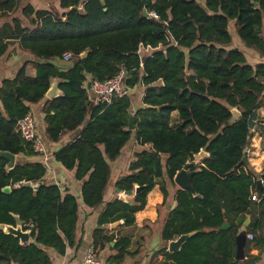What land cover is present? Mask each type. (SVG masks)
I'll use <instances>...</instances> for the list:
<instances>
[{"label":"trees","instance_id":"16d2710c","mask_svg":"<svg viewBox=\"0 0 264 264\" xmlns=\"http://www.w3.org/2000/svg\"><path fill=\"white\" fill-rule=\"evenodd\" d=\"M18 5L0 0V17L20 14L0 27V59L16 43L40 63L35 77L22 67L0 86V152L15 156L11 169L0 157V224L16 226L18 218L31 242L21 246L0 231V264H56L80 247L81 209L92 213L101 206L91 246L99 258L106 248L113 252L105 264H123L142 245L120 229L134 227V215L156 185L163 197L157 209L162 246L150 264H257L264 250V169L256 173L243 156L254 133L264 137L257 115L264 109V64L250 57L264 59V0H60L62 13ZM67 53L69 64L62 61ZM120 70L130 93L110 105L92 100L85 84L103 83ZM53 80L61 94L48 100ZM41 103L44 143L72 137L54 161L82 182L79 196L46 183L42 161L27 160L40 156L16 125ZM235 111L240 118L231 122ZM173 113L178 126L171 125ZM252 114L255 132L248 127ZM132 143L143 150L114 186L119 192L143 189L131 205L105 202L111 165ZM201 151L207 157L189 168L194 193L179 189L175 175ZM259 175L263 190L256 188ZM247 218L253 240L237 262L235 238ZM192 232L178 253L167 252L169 242Z\"/></svg>","mask_w":264,"mask_h":264},{"label":"crops","instance_id":"0c3cea01","mask_svg":"<svg viewBox=\"0 0 264 264\" xmlns=\"http://www.w3.org/2000/svg\"><path fill=\"white\" fill-rule=\"evenodd\" d=\"M59 3L60 0H19L18 7L20 9L22 7L30 6L35 10L62 13V10L59 9ZM8 15L11 16L9 17V19L6 17H0V27H2L5 23H8L9 20L19 16L20 14L15 12L14 14L8 13ZM31 19L32 18H30L29 20L24 19L23 20L24 26L28 27ZM250 57L252 62L264 64V59L255 60L252 59L253 56L250 55ZM39 63L40 62L37 59H35L31 54L19 49L16 43H12L8 45L7 51L0 59V86L3 81L13 80L16 74L18 73V71L22 67H24L25 74L27 76L35 77L37 66ZM53 83H57V93H58L57 97H59L61 94L58 89L59 82L57 80H53L52 84ZM86 85L88 86V83H86L85 86ZM88 91L92 100L97 102L93 93L89 89ZM45 98L48 99L46 95ZM42 103L31 107V111L29 113L35 120L37 131L40 137L43 135L45 129L44 115L42 114ZM0 113L4 114L1 100H0ZM257 115L260 118H262L264 122V109L259 110ZM170 120H171V125L173 126L179 125L176 113H173L171 115ZM256 129L257 127H254L253 132H255ZM71 138L72 137L70 135H67L63 139H61V141L58 143H46V144L44 143L46 147V156H40L39 159L30 158L27 160L28 161L38 160L40 162L42 161V163L45 165L47 169V174L44 178V181L46 183L56 185L60 187L62 190H65L75 196H79V189L82 182L76 181L74 179L73 173L65 171L61 166L56 164L54 161V154L57 153L61 148L66 146L71 141ZM252 141H253L252 142L253 151L250 154H248L247 152L248 164L253 168V170L256 173H260L262 169H264V150H261L260 147L261 144H264V137H261L258 133H254L252 137ZM141 150L143 149L137 147L135 143H132L123 152L122 158L117 163L111 165L112 182L106 192L105 202H111L114 199H119V196L123 194V192L117 193V189H115L114 183L121 176L127 173L128 166L133 159V154ZM165 182H166V187H168L167 180H165ZM133 197L134 196L132 195L125 197V199L127 202L131 203ZM162 202H163L162 194L159 190V186L156 185L154 189L146 197V206L144 210L134 215V227L120 229L121 234L132 235L133 244L140 241L142 245L139 250V254L132 259L125 260L123 264H150L153 253L157 252L161 248L162 243L159 238L160 227L158 225L157 209L162 204ZM174 205L175 202H172L171 208ZM102 209L103 206L99 207V209L93 211L92 213H90L89 210L81 209V216L83 217H81V220L78 225L79 232L77 236L79 240L81 239L80 247L77 249L76 248L68 249L64 257L56 259V264H83L85 260L86 252L88 248L91 246L90 235L97 228L98 216L101 213ZM121 223L122 222H120V224ZM141 236L144 238L143 241L140 240ZM136 248L137 247L133 245L131 246L130 249L131 251H134ZM112 253L113 252L110 251L109 248H106V250L103 253H101L102 255L100 257V260H102V264H105V258L112 255ZM250 254L253 256H257L259 252L257 250H253ZM259 256H260L259 257L260 261L257 264H264V250L260 253Z\"/></svg>","mask_w":264,"mask_h":264},{"label":"water","instance_id":"95a60500","mask_svg":"<svg viewBox=\"0 0 264 264\" xmlns=\"http://www.w3.org/2000/svg\"><path fill=\"white\" fill-rule=\"evenodd\" d=\"M254 6H257V5L254 4ZM143 17H147V14L144 13ZM84 57H85V54H83L82 58H84ZM88 89H90V84H88ZM57 96H58L57 83H53L51 85L50 89L48 90V92L46 93V97L49 100H53ZM239 118H240V114L237 111H235V112H233V117L231 119V122H236ZM255 120H256L255 114H252L251 117L248 119V127L252 131H254ZM134 128H135L134 118L132 115H130L128 130L133 131ZM77 134H78V132L76 133V135ZM0 157L6 159L8 161L7 167L9 169L13 168V166L15 164V156L14 155L7 153V152H0ZM205 157H207V154L205 152L201 151L199 154H197L193 157L192 162L187 163L185 166H183V168L175 175L174 183L179 189L188 190L191 193H194V190H193L192 185H191V181H192V177L194 175V172H189V168L194 166L195 164H197L200 159L205 158ZM243 162L245 164H248L247 152L244 153ZM23 186L24 187H30L31 184L30 183H24ZM256 188H257V190H263L260 175L258 176V180L256 182ZM142 189H143L142 187H136L131 192H123V194L119 196V200H121L125 203H129L126 201L125 197L132 196V195L136 196L142 191ZM117 193H119L118 190H117ZM196 197L200 198V196H196ZM129 204L131 205V203H129ZM175 205L171 209H173L175 207ZM15 220H16V226H9V225L0 224V231L3 234H5L6 236H11V237L18 239L19 244L21 246L29 244L31 242L30 231H24L23 230V223L21 221H19L18 218H16ZM119 224L120 223L118 222L116 224L111 225L110 229L111 230L114 229ZM243 225H244V228H242L238 232V234L236 235V238H235V260L237 262H242L245 260L244 250H245V246L247 244L246 227L249 225V219H246ZM227 228H228V225H224L220 229L225 230ZM196 233L197 232H192V233L187 234V235H182V236L178 237L177 239H175L174 241L169 242L168 246H167V252L169 254L178 253L181 250V248L186 244V242L189 239H191Z\"/></svg>","mask_w":264,"mask_h":264},{"label":"built area","instance_id":"2783aa9c","mask_svg":"<svg viewBox=\"0 0 264 264\" xmlns=\"http://www.w3.org/2000/svg\"><path fill=\"white\" fill-rule=\"evenodd\" d=\"M150 17L153 20H158V16L152 12ZM72 60L71 54H64L62 61L64 63H70ZM125 79V72L120 70L118 74L103 83L93 81L90 83V91L93 93L95 99L100 104L110 105L115 98L126 97L130 92L125 89L123 81ZM16 132L19 134L22 140L28 142L35 154L39 156H46V147L39 136L35 120L30 114H27L23 119L18 121L16 125ZM255 201V197L252 198ZM253 236L247 234V241H252ZM83 264H102V260L98 257L95 250L90 246L86 252L85 260Z\"/></svg>","mask_w":264,"mask_h":264},{"label":"rangeland","instance_id":"374dc122","mask_svg":"<svg viewBox=\"0 0 264 264\" xmlns=\"http://www.w3.org/2000/svg\"><path fill=\"white\" fill-rule=\"evenodd\" d=\"M230 32H231V34L233 33L232 24L230 26ZM252 142L253 141L251 140V144H250L249 148L246 150V152H248V154H250L253 151ZM260 147H261V150H264V144H261Z\"/></svg>","mask_w":264,"mask_h":264}]
</instances>
